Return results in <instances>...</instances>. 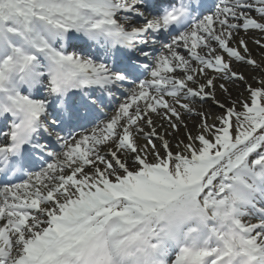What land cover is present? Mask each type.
<instances>
[{
  "label": "snow or ice",
  "instance_id": "obj_1",
  "mask_svg": "<svg viewBox=\"0 0 264 264\" xmlns=\"http://www.w3.org/2000/svg\"><path fill=\"white\" fill-rule=\"evenodd\" d=\"M0 264H264V0H0Z\"/></svg>",
  "mask_w": 264,
  "mask_h": 264
},
{
  "label": "bare ground",
  "instance_id": "obj_2",
  "mask_svg": "<svg viewBox=\"0 0 264 264\" xmlns=\"http://www.w3.org/2000/svg\"><path fill=\"white\" fill-rule=\"evenodd\" d=\"M245 38L247 39V37H245ZM249 47L253 48V51L255 52V47H254V45L251 42H249ZM246 75H247V73H246ZM255 86L256 85H253V87H255ZM218 96H219V94H218ZM154 119H155V117H154ZM185 120L188 123L189 130H193V125H194L195 121L194 120H189L187 117H185ZM183 132H184V129L182 128L181 133L177 134V136L179 137ZM169 139H171V138H169ZM141 143H143V141H141ZM156 144L158 145L157 147H159L160 146V141L157 140ZM172 145H173V151H175V140H172Z\"/></svg>",
  "mask_w": 264,
  "mask_h": 264
},
{
  "label": "rangeland",
  "instance_id": "obj_3",
  "mask_svg": "<svg viewBox=\"0 0 264 264\" xmlns=\"http://www.w3.org/2000/svg\"><path fill=\"white\" fill-rule=\"evenodd\" d=\"M182 130V129H181ZM158 146V145H157Z\"/></svg>",
  "mask_w": 264,
  "mask_h": 264
}]
</instances>
